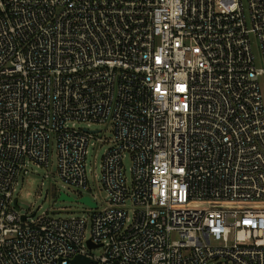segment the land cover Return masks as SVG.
Listing matches in <instances>:
<instances>
[{"label": "built area", "instance_id": "1", "mask_svg": "<svg viewBox=\"0 0 264 264\" xmlns=\"http://www.w3.org/2000/svg\"><path fill=\"white\" fill-rule=\"evenodd\" d=\"M106 124V208L22 215L18 181L53 143L88 188ZM78 256L264 264V0H0V264Z\"/></svg>", "mask_w": 264, "mask_h": 264}, {"label": "rangeland", "instance_id": "2", "mask_svg": "<svg viewBox=\"0 0 264 264\" xmlns=\"http://www.w3.org/2000/svg\"><path fill=\"white\" fill-rule=\"evenodd\" d=\"M86 124L77 123L76 128L83 129ZM111 124L95 125L91 131H100L99 138L103 141L96 145H89L86 159L88 172V188L86 190L69 187L58 175V157L56 145L51 147L50 164L48 168L30 166L29 173L20 177L14 200L18 201V208L22 215L37 213L40 216L45 212H52L58 218H84L89 220L92 213L101 211L107 206V194L101 185L102 161L105 152L110 148L109 141L113 134ZM132 162L130 158L124 160V169L127 178L130 177ZM65 195L71 201L61 200ZM89 198L97 203L98 209L81 203V199ZM90 235V227L86 237Z\"/></svg>", "mask_w": 264, "mask_h": 264}, {"label": "water", "instance_id": "3", "mask_svg": "<svg viewBox=\"0 0 264 264\" xmlns=\"http://www.w3.org/2000/svg\"><path fill=\"white\" fill-rule=\"evenodd\" d=\"M61 200L63 201H66V200H69L71 201V199H68L65 195H61ZM81 203H84L88 206H90L91 208H95L96 207V204L93 203L89 198H83L81 199ZM14 204L16 205L17 204V200H15ZM32 216H35V214H33ZM26 217H23V220L25 221ZM93 261L87 259V258H84V257H81V256H78L75 258V260L72 262V264H91Z\"/></svg>", "mask_w": 264, "mask_h": 264}]
</instances>
